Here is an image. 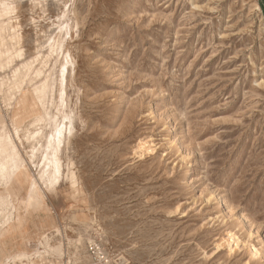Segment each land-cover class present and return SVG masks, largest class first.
<instances>
[{"label":"rangeland","instance_id":"rangeland-1","mask_svg":"<svg viewBox=\"0 0 264 264\" xmlns=\"http://www.w3.org/2000/svg\"><path fill=\"white\" fill-rule=\"evenodd\" d=\"M13 3L23 56L0 60V131L30 161L46 110L73 128L42 206L10 184L24 222L0 264H264V0Z\"/></svg>","mask_w":264,"mask_h":264},{"label":"bare ground","instance_id":"bare-ground-1","mask_svg":"<svg viewBox=\"0 0 264 264\" xmlns=\"http://www.w3.org/2000/svg\"><path fill=\"white\" fill-rule=\"evenodd\" d=\"M15 8L16 7L13 3V0H0V43L1 45L5 44V48L0 49V60H2V67L4 65H9L11 62L14 61L15 58H21L23 56V50L18 49L19 36L14 33L16 28L12 24L11 14L15 11ZM7 32H9L8 35L6 34ZM7 39H9L11 42V45L9 46L7 45ZM57 44L58 43L53 42V44H51V48L56 49ZM39 53H41V51ZM28 67L29 63L23 62L18 67L14 68L13 76L12 78H10V81L8 80L9 84L7 92L12 91L11 95L16 94L17 91H20L21 87L23 86V81L25 80V77L29 75ZM24 68L27 69L25 72L22 71V69ZM60 72H62V74H60V77H62L63 82L67 79L68 67H64L63 70ZM47 81L48 79L36 86L34 89L37 93L38 103L36 104L40 103L42 106H45V96L47 94ZM13 90L15 91L13 92ZM64 94L65 90L62 91V95ZM61 102V104L63 105L64 102ZM50 104L53 105V101ZM19 105H29L27 97L22 98V100L19 102ZM31 105L33 106V103ZM0 117V122H4V118L1 115ZM45 117L47 119H50L52 122L54 121V130L52 127V130L48 134L43 135L41 131H37L33 134L34 138H38L41 134V136L43 135L42 137L45 139L44 141L39 140L38 145H33L31 153L29 154L30 161H27L23 158L21 148L18 145L15 136L11 135L8 132H5L4 130L0 131V186L4 187V189L6 190V195L0 193V212H7V210L9 209V212L6 213L4 217L0 229V237L2 236L4 231L8 232L10 229H16L19 227L22 228L24 222V217L22 216L19 209L20 207L10 200L11 194L9 191V186L14 179L20 186L27 184L26 195L23 200H25L29 206L34 205L33 203L42 206L44 204L46 192L53 189H57L58 185L60 184V181L63 178V165L61 154L63 151L64 140L67 138V133L71 132L73 128L72 122L69 121V124H66L62 123L61 120L60 122L62 124L59 125L57 122V117L53 116L47 110ZM66 117L68 116L64 115V118ZM18 132L20 131L16 129V135H18ZM39 153V160H37ZM33 167L36 168L37 173L32 172ZM24 255L25 252H21L10 256L7 262H5V264H10L12 261L21 258Z\"/></svg>","mask_w":264,"mask_h":264}]
</instances>
